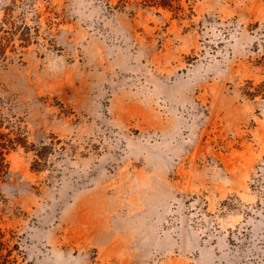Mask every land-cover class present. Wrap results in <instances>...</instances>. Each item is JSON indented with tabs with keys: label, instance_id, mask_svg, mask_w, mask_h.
Here are the masks:
<instances>
[{
	"label": "rangeland",
	"instance_id": "obj_1",
	"mask_svg": "<svg viewBox=\"0 0 264 264\" xmlns=\"http://www.w3.org/2000/svg\"><path fill=\"white\" fill-rule=\"evenodd\" d=\"M119 1L0 0L14 264H264V0Z\"/></svg>",
	"mask_w": 264,
	"mask_h": 264
},
{
	"label": "trees",
	"instance_id": "obj_2",
	"mask_svg": "<svg viewBox=\"0 0 264 264\" xmlns=\"http://www.w3.org/2000/svg\"><path fill=\"white\" fill-rule=\"evenodd\" d=\"M129 0H120L119 4L125 5ZM147 5L162 6L164 8H173L174 1L178 0H143ZM179 8V6H178ZM6 28L1 27L0 30L4 29L5 34L0 35V60L2 62L9 58L7 50L11 42L19 36L21 40L20 46H28L31 43L33 34L31 28L26 25H11L8 20L4 21ZM8 100L0 97V174H8L9 163L7 162V155L18 147H24L26 151L33 150L32 146L28 145L26 137L21 132L20 127H13L9 115L6 113V108L9 105ZM5 129H9L5 131ZM47 146L43 147V152L36 153L38 158L41 160L47 157ZM37 166H40L42 162L40 160L35 161ZM38 168V167H34ZM12 238L7 237V230L0 226V264H14L17 259L15 251L19 249L18 244L12 245Z\"/></svg>",
	"mask_w": 264,
	"mask_h": 264
}]
</instances>
